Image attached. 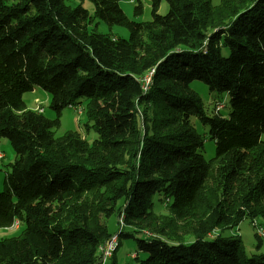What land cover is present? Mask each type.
<instances>
[{"label":"trees","instance_id":"obj_1","mask_svg":"<svg viewBox=\"0 0 264 264\" xmlns=\"http://www.w3.org/2000/svg\"><path fill=\"white\" fill-rule=\"evenodd\" d=\"M151 6L139 23L117 0H0V140L16 153L0 229L23 226L0 242V264H99L115 235L113 254L135 240L143 264H264L226 236L247 217L264 227V0ZM100 22L128 38L99 32ZM196 81L229 95L230 112L208 116ZM36 88L56 119L27 108ZM82 100L98 138L58 137L62 112ZM193 118L215 142L209 160Z\"/></svg>","mask_w":264,"mask_h":264},{"label":"rangeland","instance_id":"obj_2","mask_svg":"<svg viewBox=\"0 0 264 264\" xmlns=\"http://www.w3.org/2000/svg\"><path fill=\"white\" fill-rule=\"evenodd\" d=\"M220 0H213L215 5L219 4ZM67 3L71 6H76L79 3V0H67ZM86 6H89L87 1L84 2ZM140 3L143 7V13L141 15H135V7L138 5L137 0H117V12L124 15L128 20H133L135 22L144 23L152 20V6L151 0H140ZM169 12V5L167 2H163L161 4L159 14L164 16ZM99 32H105L112 34L115 38L122 37L128 38V31L122 27H113L108 28L103 22H100ZM150 81V79H147ZM192 88L199 94L202 102L204 104V108L206 114L208 116H213L215 113L216 103H222L225 105V109L221 112V114H227L230 112V97L226 93L220 94L217 92H212L209 88L202 82L196 81L192 84ZM23 101L25 102L27 108L29 110L35 111L39 113V110H36L37 106L44 110L42 115L50 120H54L57 118L56 113L50 108L51 97L41 88H36L32 92H27L23 96ZM86 101L82 100V102L71 108H67L62 112V116L60 118V126L56 130V135L58 137L63 136L65 133L73 131L79 132L84 138H86L89 142H94L98 138V135L93 130H87L85 127V123L87 119L83 116L85 113ZM192 124L195 130L199 135L202 136L204 140V145L202 148V153L206 160H209L214 157L216 151V145L214 140L210 137L209 128L204 127L197 118L192 119ZM264 141V135L262 137ZM0 191L4 190V178L5 175L10 171V165L16 159V153L10 143V141L6 138H2L0 140ZM165 202L164 194H158L154 198L155 208L160 205V202ZM167 209L164 208L162 213H167ZM259 224L262 222L258 220ZM109 227L112 232H118L119 226L116 224L115 220L109 222ZM23 230V226L20 223L17 227H10L5 229H0V242L2 240L13 238L18 236ZM257 231L251 224V219L249 217L245 218L238 228L229 230L226 233V236H240L246 255L251 257L255 254L264 253V238H262V246L258 249V239L256 238ZM144 235H137V239H143ZM99 262V264H142L143 263V255L139 254L137 251V241L135 240H127L122 241L121 247L114 254L112 253L111 257H108L105 261ZM136 262V263H135Z\"/></svg>","mask_w":264,"mask_h":264},{"label":"bare ground","instance_id":"obj_3","mask_svg":"<svg viewBox=\"0 0 264 264\" xmlns=\"http://www.w3.org/2000/svg\"><path fill=\"white\" fill-rule=\"evenodd\" d=\"M148 79H150V78L148 77ZM147 81L150 82L149 80H147ZM220 105H222V110L225 108V105H223L222 103H221V104H220V103H216V106H215V114H218V113L221 112V111L219 110ZM36 108H37V107H36ZM36 110H39V113H43V112H44V110H42V109H40V108H37ZM0 158H1V157H0ZM123 219H124V216H122V217L120 218L121 225H123ZM256 221H257V220H256ZM258 223H259V222H258ZM19 224H20L19 221H15V223L13 224L12 227H17V228H18V225H19ZM251 224H252V226H253V227L256 229V231H257V228L253 225V220H252ZM262 227H263V226H262ZM263 228H264V227H263ZM117 236H118V235L113 236V237L111 238V241L106 242V244L100 248L103 254H104V253L107 251V249H108V256H107V258H108V257H111V256H112V253H113V252L116 250V248L118 247V237H117ZM109 243H110V246H109V248H108ZM107 258H106V259H107ZM106 259H105V261H106ZM143 263H144V261H143Z\"/></svg>","mask_w":264,"mask_h":264},{"label":"built area","instance_id":"obj_4","mask_svg":"<svg viewBox=\"0 0 264 264\" xmlns=\"http://www.w3.org/2000/svg\"><path fill=\"white\" fill-rule=\"evenodd\" d=\"M37 108H39L38 106H37ZM41 109V108H40ZM43 110V109H42ZM219 110L220 111H223L222 110V105H220V107H219ZM120 223H121V221H120ZM253 225L257 228V234L260 236V237H262V238H264V228L258 223V221H256L255 219H253ZM111 241V240H110ZM109 246H110V243H109V245H108V248H109ZM103 255H105V259L107 258V256H108V249H107V251L103 254ZM103 260H104V256H103Z\"/></svg>","mask_w":264,"mask_h":264},{"label":"crops","instance_id":"obj_5","mask_svg":"<svg viewBox=\"0 0 264 264\" xmlns=\"http://www.w3.org/2000/svg\"><path fill=\"white\" fill-rule=\"evenodd\" d=\"M143 264V263H142Z\"/></svg>","mask_w":264,"mask_h":264}]
</instances>
